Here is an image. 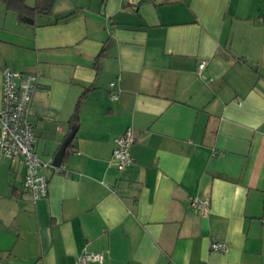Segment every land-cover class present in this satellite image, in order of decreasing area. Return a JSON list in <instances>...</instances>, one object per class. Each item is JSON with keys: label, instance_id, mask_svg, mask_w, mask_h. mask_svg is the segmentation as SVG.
<instances>
[{"label": "crops", "instance_id": "crops-1", "mask_svg": "<svg viewBox=\"0 0 264 264\" xmlns=\"http://www.w3.org/2000/svg\"><path fill=\"white\" fill-rule=\"evenodd\" d=\"M4 68L37 75L27 119L51 166L33 202L0 153V264H264V0H0V107Z\"/></svg>", "mask_w": 264, "mask_h": 264}, {"label": "built area", "instance_id": "built-area-1", "mask_svg": "<svg viewBox=\"0 0 264 264\" xmlns=\"http://www.w3.org/2000/svg\"><path fill=\"white\" fill-rule=\"evenodd\" d=\"M124 1L130 6H136L140 2V0ZM204 66L205 62H200L198 70H202ZM36 85V74L14 72L8 68L2 70L0 153L11 162L16 160L22 162L25 170L23 187L29 192L33 202L46 198L48 193L47 178L41 171L51 166V163L42 161L36 155L34 151L35 134L27 119L28 105ZM136 139L130 130L115 138L111 164L118 171H123L132 164L130 148ZM54 170L59 169L54 168ZM189 208L193 214L206 216L209 203L206 199L190 197ZM209 250L225 253L227 248L219 237L214 235L209 240ZM102 261V254L85 252L77 257L74 264L100 263Z\"/></svg>", "mask_w": 264, "mask_h": 264}, {"label": "water", "instance_id": "water-1", "mask_svg": "<svg viewBox=\"0 0 264 264\" xmlns=\"http://www.w3.org/2000/svg\"><path fill=\"white\" fill-rule=\"evenodd\" d=\"M76 132V126H73L70 130V133L68 134V136L63 140L62 144L60 145L58 151L56 152V154L54 155L53 159H52V165L55 167H59L61 162H62V158L65 152V149L67 147V145L71 142L72 138L74 137Z\"/></svg>", "mask_w": 264, "mask_h": 264}, {"label": "trees", "instance_id": "trees-1", "mask_svg": "<svg viewBox=\"0 0 264 264\" xmlns=\"http://www.w3.org/2000/svg\"><path fill=\"white\" fill-rule=\"evenodd\" d=\"M22 2V0H20ZM80 103V102H79ZM79 103L77 104L76 106V109H75V112L73 114V118H76L77 117V114H78V108H79Z\"/></svg>", "mask_w": 264, "mask_h": 264}]
</instances>
